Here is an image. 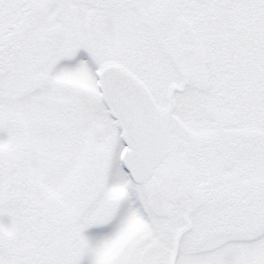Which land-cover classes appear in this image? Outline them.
<instances>
[{
  "label": "snow or ice",
  "instance_id": "snow-or-ice-1",
  "mask_svg": "<svg viewBox=\"0 0 264 264\" xmlns=\"http://www.w3.org/2000/svg\"><path fill=\"white\" fill-rule=\"evenodd\" d=\"M0 264H264V0H0Z\"/></svg>",
  "mask_w": 264,
  "mask_h": 264
}]
</instances>
